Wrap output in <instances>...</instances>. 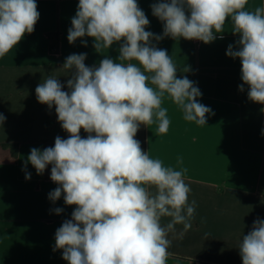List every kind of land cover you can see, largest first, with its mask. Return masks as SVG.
<instances>
[{
	"label": "clouds",
	"instance_id": "obj_1",
	"mask_svg": "<svg viewBox=\"0 0 264 264\" xmlns=\"http://www.w3.org/2000/svg\"><path fill=\"white\" fill-rule=\"evenodd\" d=\"M37 8L36 0H0V58L33 33ZM151 9L163 23L162 35L146 31L150 21L137 0H79L68 42L91 37L97 52L119 43L120 62L105 56L98 67H89L86 53L71 54L61 67L71 71L68 91L51 75L35 88L38 102L55 106L69 135L57 136L54 146L42 151L32 148L22 170L30 163L43 174L51 165L50 179L58 187L49 199L55 202L63 194L64 203L75 206L71 219L55 232L53 250H62L68 264H167L169 234L176 225H183L181 236L192 227L197 204L189 201L182 157L175 167L165 166L135 136L141 125L153 123L159 134L167 133L166 96L184 120L197 125H206L214 113L199 102L202 94L194 81L177 78V65L153 41L170 37L208 44L230 22L239 39L226 55L241 61L238 88L243 92L247 85L248 99L264 104V5L249 9L248 0H159ZM5 120L0 113V125ZM30 178L26 172L25 179ZM163 218L170 219L162 224ZM238 250L242 264H264V219L253 221Z\"/></svg>",
	"mask_w": 264,
	"mask_h": 264
},
{
	"label": "crops",
	"instance_id": "obj_2",
	"mask_svg": "<svg viewBox=\"0 0 264 264\" xmlns=\"http://www.w3.org/2000/svg\"><path fill=\"white\" fill-rule=\"evenodd\" d=\"M158 2L137 0L150 21L146 31L162 35L163 23L151 9ZM36 3L40 16L33 33L0 58V113L6 117L0 125V264H68L62 250H53L55 232L71 219L75 206L66 205L63 194L55 202L49 199L58 187L50 179L51 165L43 174L30 163L22 170L32 148L42 151L53 147L57 136L69 135L58 122L55 106L49 109L38 102L35 88L51 75L68 91L71 71L61 67L71 54L86 53L89 67H98L105 56L120 62L119 43L97 52L91 37L68 42L79 0ZM262 5L264 0H248L249 9ZM58 37L61 53L56 56L52 50ZM237 39L227 22L224 32L208 44L170 37L153 41L177 65V78L194 81L202 94L199 102L214 113L207 116L206 125H197L184 120L166 96L162 107L170 120L167 133L159 134L153 123L141 125L135 136L142 149L165 166L175 167L182 157L184 179L191 187L189 201L197 204L192 227L181 236L183 225H176V232L169 234L167 264H242L239 243L255 219H264V104L248 99L247 85L243 92L238 88L243 83L241 61L226 55ZM185 67L189 71L180 70ZM80 135L86 138L88 133L81 129ZM5 144H18L17 154ZM56 208L63 211L57 214ZM169 219L163 218L162 224Z\"/></svg>",
	"mask_w": 264,
	"mask_h": 264
},
{
	"label": "built area",
	"instance_id": "obj_3",
	"mask_svg": "<svg viewBox=\"0 0 264 264\" xmlns=\"http://www.w3.org/2000/svg\"><path fill=\"white\" fill-rule=\"evenodd\" d=\"M53 55H59L61 53L60 37L57 38V45L52 50Z\"/></svg>",
	"mask_w": 264,
	"mask_h": 264
},
{
	"label": "trees",
	"instance_id": "obj_4",
	"mask_svg": "<svg viewBox=\"0 0 264 264\" xmlns=\"http://www.w3.org/2000/svg\"><path fill=\"white\" fill-rule=\"evenodd\" d=\"M5 146H10L15 154H17L18 144H5Z\"/></svg>",
	"mask_w": 264,
	"mask_h": 264
}]
</instances>
